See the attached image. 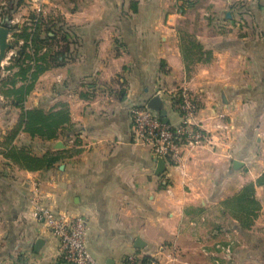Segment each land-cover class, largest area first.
I'll return each mask as SVG.
<instances>
[{"label":"crops","instance_id":"obj_1","mask_svg":"<svg viewBox=\"0 0 264 264\" xmlns=\"http://www.w3.org/2000/svg\"><path fill=\"white\" fill-rule=\"evenodd\" d=\"M9 3L18 32L42 21L65 37L52 48L69 50L23 105L0 93V264H69L34 215V182L43 203L85 216L88 248L102 264L135 253L162 264H264V185L255 187L250 226L233 210L264 172V0H44L41 13L32 0H4L0 13ZM183 87L208 137L157 173L130 110L160 95L176 124ZM35 108H67L72 130L31 133L21 121ZM26 155L58 159L30 168Z\"/></svg>","mask_w":264,"mask_h":264},{"label":"built area","instance_id":"obj_2","mask_svg":"<svg viewBox=\"0 0 264 264\" xmlns=\"http://www.w3.org/2000/svg\"><path fill=\"white\" fill-rule=\"evenodd\" d=\"M37 13H41L44 0H33ZM13 51L7 53L1 61L3 75L9 73L5 66L9 64ZM6 63V64H4ZM176 107L181 113V121L172 124L165 122L158 111L147 105L134 104L131 107L133 136L136 142L151 146L156 161L179 163L181 147H198L208 137L205 130L195 123L198 106L187 87L177 95ZM41 185L34 182L30 189V203L36 219L46 226L59 241V255L69 264H102L90 252L88 223L85 216L73 214L63 209H54L43 203ZM126 264H162L150 254L135 253L127 256Z\"/></svg>","mask_w":264,"mask_h":264},{"label":"trees","instance_id":"obj_3","mask_svg":"<svg viewBox=\"0 0 264 264\" xmlns=\"http://www.w3.org/2000/svg\"><path fill=\"white\" fill-rule=\"evenodd\" d=\"M15 7L16 5L9 3L3 6L0 13L1 25L11 30L18 28L12 22L13 13L16 11ZM14 37L12 49H15V52L11 56L9 64L5 66V69L10 72L3 75V69L0 68V93L13 95L12 104L23 105L39 76L51 67L63 65L69 48L66 46L62 50H54L52 47L56 45V42L62 38L65 39V37L59 35L58 29L55 27L45 25L39 20L33 22V27L24 25L19 32L16 30ZM19 82L22 83L19 85ZM21 122L31 133L52 135L55 128L60 127L61 124L64 125V130L68 133L73 128L67 108L58 112H45L42 108L29 109L24 112ZM23 158L28 167L39 168L52 165L57 161L58 156L26 155ZM256 185H264V172L256 182L246 185L244 190L234 197L236 203L233 210L244 227L253 223L260 207L259 201L255 197Z\"/></svg>","mask_w":264,"mask_h":264},{"label":"water","instance_id":"obj_4","mask_svg":"<svg viewBox=\"0 0 264 264\" xmlns=\"http://www.w3.org/2000/svg\"><path fill=\"white\" fill-rule=\"evenodd\" d=\"M11 30L7 27H4L0 25V62L1 60L6 56L7 52L12 48L13 43L9 41V36H10ZM1 64V63H0ZM148 107L151 109L158 111L163 118L165 122H169L168 116H167V110L164 107V101L161 98L160 95H155L153 96L148 104ZM244 165V162L241 160H234V167L235 168H240ZM166 169V163L164 160L160 159L158 161V169L157 173H162ZM42 240H38L37 246L41 245ZM137 247H143L144 242L140 239L137 240L136 242Z\"/></svg>","mask_w":264,"mask_h":264},{"label":"rangeland","instance_id":"obj_5","mask_svg":"<svg viewBox=\"0 0 264 264\" xmlns=\"http://www.w3.org/2000/svg\"><path fill=\"white\" fill-rule=\"evenodd\" d=\"M2 1H4V0H0V5H1V2H2ZM32 4H33V6H34V1H33V0H32Z\"/></svg>","mask_w":264,"mask_h":264}]
</instances>
